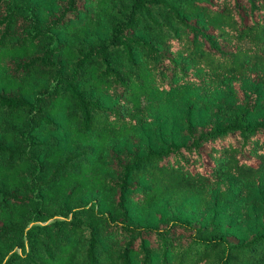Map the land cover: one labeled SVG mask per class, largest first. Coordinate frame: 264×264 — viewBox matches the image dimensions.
<instances>
[{
	"label": "trees",
	"instance_id": "obj_1",
	"mask_svg": "<svg viewBox=\"0 0 264 264\" xmlns=\"http://www.w3.org/2000/svg\"><path fill=\"white\" fill-rule=\"evenodd\" d=\"M0 264H264V0H0Z\"/></svg>",
	"mask_w": 264,
	"mask_h": 264
}]
</instances>
